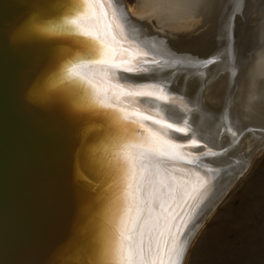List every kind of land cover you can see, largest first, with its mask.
Wrapping results in <instances>:
<instances>
[{
    "label": "bare ground",
    "instance_id": "bare-ground-1",
    "mask_svg": "<svg viewBox=\"0 0 264 264\" xmlns=\"http://www.w3.org/2000/svg\"><path fill=\"white\" fill-rule=\"evenodd\" d=\"M68 2L70 11L58 20L75 33L95 32L96 17L111 14L103 5L115 7L123 27L107 29V41L115 36L114 60L126 63L111 71L88 67L83 90L145 124L127 147L135 164L121 197L119 245L132 264H151L157 257L149 247L170 246L176 236L183 252L174 259L181 264L193 232L251 151L264 146V0ZM77 38L89 58L100 59L94 38ZM123 124V131L130 128ZM175 145L201 158L183 162Z\"/></svg>",
    "mask_w": 264,
    "mask_h": 264
},
{
    "label": "water",
    "instance_id": "water-1",
    "mask_svg": "<svg viewBox=\"0 0 264 264\" xmlns=\"http://www.w3.org/2000/svg\"><path fill=\"white\" fill-rule=\"evenodd\" d=\"M68 3L0 0V264L116 261L121 197L135 164L127 147L145 124L120 119L118 106L83 90L88 67L104 66L77 38L91 37L61 26ZM68 68L78 75L68 78ZM179 148L183 162L201 158Z\"/></svg>",
    "mask_w": 264,
    "mask_h": 264
},
{
    "label": "rangeland",
    "instance_id": "rangeland-1",
    "mask_svg": "<svg viewBox=\"0 0 264 264\" xmlns=\"http://www.w3.org/2000/svg\"><path fill=\"white\" fill-rule=\"evenodd\" d=\"M125 2L134 6L136 0ZM257 148L193 232L181 264H264V146Z\"/></svg>",
    "mask_w": 264,
    "mask_h": 264
},
{
    "label": "snow or ice",
    "instance_id": "snow-or-ice-1",
    "mask_svg": "<svg viewBox=\"0 0 264 264\" xmlns=\"http://www.w3.org/2000/svg\"><path fill=\"white\" fill-rule=\"evenodd\" d=\"M98 6L100 4V0H96ZM106 9H111V14L109 15L107 11H103L100 13L99 16L95 19L96 24V31L95 32H84L83 35L93 37L95 40V54L100 57L99 63H101L102 66H105L108 68L109 71H111L114 67H122L125 61H121L119 64H117L114 60V57L117 54V48L116 45V39L115 36H112L111 43L107 41V29L114 28V29H122L123 25L120 22V18L117 15V11L115 7H113L111 4L103 5ZM38 28H42L43 25H38ZM128 73L136 72L137 69H133L131 67H128L125 69ZM65 75L68 78H72L74 74L72 72L71 68H68L66 70ZM91 84V82L89 81ZM94 88V85H93ZM136 95H146L144 92L136 93ZM105 107H109V105H103ZM131 115H139V113H132ZM121 118L122 119H128V115L121 110ZM132 123H136L133 121ZM129 129H124V132H128ZM109 135L110 136H119L120 130L115 128L109 129ZM148 141L145 140V143ZM173 241L170 246L167 244V242L161 247L160 245H157L155 249H153L151 246L149 247L148 251L150 253H154L157 259H154L151 261V264H176V261L174 257H180L183 252V248L179 243V237L173 236ZM116 261L117 264H132V261L127 258V256L124 253V250L122 246L119 244L117 245L116 249ZM167 257V259H165Z\"/></svg>",
    "mask_w": 264,
    "mask_h": 264
}]
</instances>
